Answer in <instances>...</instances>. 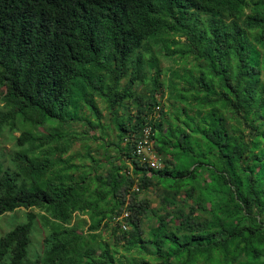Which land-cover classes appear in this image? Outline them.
<instances>
[{
	"label": "trees",
	"instance_id": "trees-1",
	"mask_svg": "<svg viewBox=\"0 0 264 264\" xmlns=\"http://www.w3.org/2000/svg\"><path fill=\"white\" fill-rule=\"evenodd\" d=\"M0 88V135L20 132L0 216L38 211L0 237V264H264V0H0ZM95 97L115 155L80 172L60 154L82 140L73 124L107 136ZM146 124L160 170L132 154Z\"/></svg>",
	"mask_w": 264,
	"mask_h": 264
},
{
	"label": "rangeland",
	"instance_id": "rangeland-1",
	"mask_svg": "<svg viewBox=\"0 0 264 264\" xmlns=\"http://www.w3.org/2000/svg\"><path fill=\"white\" fill-rule=\"evenodd\" d=\"M161 66L162 68L173 66V62L169 61L168 59L162 58ZM135 89L137 93L144 95L145 97L149 95L148 91H146L144 87L143 88L136 87ZM4 91L5 90L3 88H0V98L2 94L4 93ZM95 100H96L99 110L101 111L100 121L103 124V126L106 128L105 134L107 136L104 138L100 130H95V131L89 130V132L85 134L84 132L87 130V128H84L81 125V123L73 124V127L71 129L72 134H76V135L79 134L78 137L79 139H82V140L75 139L74 140L75 142L73 143L71 149L69 151L64 152L62 155L60 154L63 160L71 158L73 160L72 163L78 166H82V168L79 169L80 172L82 171L90 172L92 167H95V169L98 168L97 170L104 172L108 167L106 155L107 154L115 155L114 153L115 151L111 149V146H109L108 144V143L113 142L116 136L115 130L113 128L114 119L108 113L105 103L98 97H95ZM157 100L159 102L167 104V93L166 92L164 93L163 98L160 97V94H157ZM124 104L127 105L128 110L130 112L133 113L135 111V107L133 106L131 101L127 100L124 102ZM165 110H168V108L166 107ZM83 113L91 121H93L94 123L96 122V118H94L87 109H84ZM120 114H124V107L120 109ZM167 120H168V117H167ZM163 125L169 128L167 126V121H165ZM40 130L41 129H37V131H40ZM19 135H20V132H14L11 135L6 129H4L0 135V160L3 161L6 167L10 165L8 162V155H10L11 152L15 149V146H16L15 138H17ZM93 138H96V139H93ZM103 142H105L107 147L110 149L109 153H106V151L100 146V144H102ZM56 156H59V155H56ZM91 158L92 160L94 159L95 163L91 160ZM160 194H161V190L158 188H154V189H150L147 192H141L139 195V198L147 199L148 202L150 203V208H156L160 204V200H161ZM29 211H33L35 213L38 212L36 209L26 210L23 208H19L15 211L13 215L17 217L16 220L10 219L9 216H11L12 213H6L0 216V237L3 236L8 231H10L17 224L24 222L25 217L23 216V213L29 212ZM81 218L86 219V216H82ZM12 222H14V225L11 224ZM73 222L72 224H74ZM147 224H149V222L145 220V223L143 224V226L145 227V231H147V228H146ZM87 226L88 224L85 225V227ZM45 232L46 230L43 228L40 222L34 223L32 233H31L32 242H31V247L29 251L30 256H34L35 254L41 253L43 249L42 240H43ZM101 235H102V239L104 242L109 243V244L112 243V236H111L109 229L104 228ZM121 253H122V250H120L119 254ZM119 254H117V256H119ZM125 255L126 257L123 260H129L128 256L131 254L126 253Z\"/></svg>",
	"mask_w": 264,
	"mask_h": 264
},
{
	"label": "built area",
	"instance_id": "built-area-1",
	"mask_svg": "<svg viewBox=\"0 0 264 264\" xmlns=\"http://www.w3.org/2000/svg\"><path fill=\"white\" fill-rule=\"evenodd\" d=\"M159 111L160 107H155L153 113L149 115V119L158 118ZM153 135L154 132L152 131L151 125L146 124L141 131V135L135 141V145L132 148V154L142 165H147L148 168L153 170H160L163 168V162L160 156L154 150ZM134 190L138 191V188L134 187ZM124 216H126V214H123L121 217L117 218L116 222H119L122 230L126 231L128 226L122 221Z\"/></svg>",
	"mask_w": 264,
	"mask_h": 264
},
{
	"label": "clouds",
	"instance_id": "clouds-1",
	"mask_svg": "<svg viewBox=\"0 0 264 264\" xmlns=\"http://www.w3.org/2000/svg\"><path fill=\"white\" fill-rule=\"evenodd\" d=\"M114 223H117V224H119V225H120V223H119V222H114ZM120 227H121V226H120ZM121 230H122V228H121ZM127 230H128V229H127ZM127 230H126V231H127ZM122 231H123V230H122ZM123 232H125V231H123Z\"/></svg>",
	"mask_w": 264,
	"mask_h": 264
}]
</instances>
